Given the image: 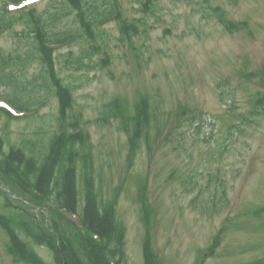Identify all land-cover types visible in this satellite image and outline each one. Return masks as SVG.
Masks as SVG:
<instances>
[{
  "label": "rangeland",
  "instance_id": "obj_1",
  "mask_svg": "<svg viewBox=\"0 0 264 264\" xmlns=\"http://www.w3.org/2000/svg\"><path fill=\"white\" fill-rule=\"evenodd\" d=\"M50 1L31 6L43 15ZM112 2L117 20L94 28L85 44L75 37L53 52L57 77L74 87L68 120L88 134L76 147L89 161L83 176L81 157L75 159L81 190L93 184L101 201L116 199L117 218L126 228L124 264H143L148 221L158 264H264V0H155L149 8L141 6L146 0ZM214 8L223 12V22ZM59 16L51 34L77 33L75 11L62 5ZM123 24L135 25L137 33L122 35ZM22 29L15 23L0 32L4 54L29 53L30 37L17 40ZM90 49L94 54L81 69L65 64ZM105 57L109 63L98 68ZM29 63L16 75L28 82L22 100L36 96L44 104L23 115L0 111V138L5 148L35 158L59 126L56 98L34 80L38 61ZM140 98L148 103L146 135L128 164L127 140ZM113 99L118 107L111 116ZM13 193L19 195L16 188ZM2 203L0 198V264H28L6 251L11 212ZM31 213L49 231L52 223L70 219L46 202ZM26 241L51 261L48 249Z\"/></svg>",
  "mask_w": 264,
  "mask_h": 264
},
{
  "label": "trees",
  "instance_id": "obj_2",
  "mask_svg": "<svg viewBox=\"0 0 264 264\" xmlns=\"http://www.w3.org/2000/svg\"><path fill=\"white\" fill-rule=\"evenodd\" d=\"M6 1L0 0V28L6 26L10 29L13 23H22L24 29L17 40L20 41L21 37H30L26 41L30 42L31 48L26 55L18 51L14 52L15 55H11L14 53L4 54L0 48V87L5 92L1 98L17 109L29 112H35L43 106L44 100L36 96H30L27 101L22 100V95L29 93L26 89L28 82L24 83L16 79L19 72L23 74L30 60L36 59L41 69L39 76H35L34 80L40 81L38 88L44 90V94L56 98L58 114L56 120L59 129L46 148L39 151V155L34 156L35 158L27 157L25 152L18 147L5 148L0 138V185L7 182V188L13 192L16 188L21 198L37 207H41L45 201L54 203L58 209L75 215L81 228L78 229L69 221L62 225L60 222H54L52 223L53 231H49L44 225L42 226L39 219L32 215L25 204L12 201L0 190L2 207L11 212L8 220L12 230L8 231L10 242L6 246V251L15 262L28 264H109L106 256L113 264H124L126 261L124 249L126 228L117 218L116 199L101 201L96 195L93 184L86 185L82 191L78 182L77 176L80 173L76 170L75 159L79 160L81 157L83 176L89 161L86 159L88 154H81L76 147H81L88 141V134L76 122L68 120L69 110L74 104V87L63 84L57 77L53 50L48 47V45H62L74 36L79 37L85 44V36L89 39L93 38L94 28L97 29L111 20H117L119 17L117 9L115 10L112 0H93L92 4L87 0H52L49 3L47 18H42L36 15L34 9L29 12L22 11L20 14H11L5 11ZM153 2L155 0H146V3H142L141 6L149 8ZM62 5L75 11L77 33L74 36L69 32L61 33V35L49 32L51 25L60 17ZM211 12L216 19L223 22V12L219 8L211 9ZM121 31L122 35L131 36L138 30L133 24H123ZM93 54L94 49H90L89 52L81 50L78 57L74 60L73 58L66 60L65 64L72 66L74 63L76 69H81L83 59L91 60ZM108 63L109 59L105 57L97 63V67L103 68ZM262 73L264 74V68ZM34 90L33 86L31 92ZM263 99L264 96H261L260 102H264ZM146 102V99L140 98L134 107L136 120L135 122L132 120L130 125L132 130L128 137V164L146 135L143 132L147 125L148 105L146 106ZM110 104L112 108L109 112L111 116H114L117 112L113 107H118L117 100L113 99ZM140 113L142 116H138ZM121 128L127 130L125 126ZM141 186L146 188V183L144 182ZM44 209L48 212L47 208ZM150 229L148 221L144 224L141 246L143 264H158L157 256L151 248ZM55 234L59 242L56 241ZM25 239L35 246L48 249L51 261L44 262Z\"/></svg>",
  "mask_w": 264,
  "mask_h": 264
},
{
  "label": "snow or ice",
  "instance_id": "obj_3",
  "mask_svg": "<svg viewBox=\"0 0 264 264\" xmlns=\"http://www.w3.org/2000/svg\"><path fill=\"white\" fill-rule=\"evenodd\" d=\"M30 2H31V0H30ZM13 9H15V5H13ZM5 107H7V105H5Z\"/></svg>",
  "mask_w": 264,
  "mask_h": 264
}]
</instances>
